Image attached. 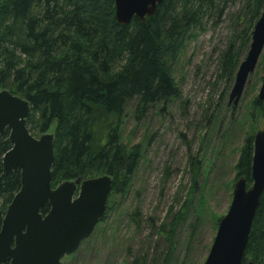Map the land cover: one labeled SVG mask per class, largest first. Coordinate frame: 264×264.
<instances>
[{"label":"trees","instance_id":"trees-1","mask_svg":"<svg viewBox=\"0 0 264 264\" xmlns=\"http://www.w3.org/2000/svg\"><path fill=\"white\" fill-rule=\"evenodd\" d=\"M263 11L264 0H164L145 22L134 17L124 26L115 18L114 0H1L0 88L29 101L32 134L56 124L52 186L103 173L113 177L110 195L126 192L142 156L140 144L129 148L120 138L128 103L136 101L139 119L147 108L181 97L172 69L194 31L203 30L207 15L236 24L219 59L220 77L230 87ZM254 106L264 107L258 98ZM102 119H107L108 139L95 150L91 129ZM11 146L7 130L0 135V228L21 187L20 171L3 170ZM253 152L254 136L248 135L236 166L237 177L245 176L248 186ZM49 208L46 204L42 213ZM185 215L179 212L177 222ZM249 257L264 262V194L244 260Z\"/></svg>","mask_w":264,"mask_h":264},{"label":"rangeland","instance_id":"rangeland-1","mask_svg":"<svg viewBox=\"0 0 264 264\" xmlns=\"http://www.w3.org/2000/svg\"><path fill=\"white\" fill-rule=\"evenodd\" d=\"M202 27L172 69L181 97L147 108L139 119L136 101L128 103L119 133L127 147L140 144L138 168L126 192L109 196L106 218L62 264H204L216 221L232 202L243 144L264 125V107L254 106L264 50L239 103L229 104L234 83L228 87L220 77L219 59L237 32L235 21L207 15ZM55 128L44 133L55 136ZM108 130L107 119L92 127L95 150L106 144ZM179 212L186 215L177 222Z\"/></svg>","mask_w":264,"mask_h":264},{"label":"water","instance_id":"water-1","mask_svg":"<svg viewBox=\"0 0 264 264\" xmlns=\"http://www.w3.org/2000/svg\"><path fill=\"white\" fill-rule=\"evenodd\" d=\"M163 1L114 0L115 18L124 26L134 17L145 22ZM263 50L264 11L237 69L229 104L239 103ZM258 99L264 102V76ZM29 112L27 99L0 88V135L9 130L12 144L3 156V170L21 174V187L8 205L0 228V264H62V258L75 253L105 217L113 177L78 178L53 187L55 136H34L27 125ZM251 175V186L245 176L237 179L229 210L219 221L204 264H261L244 257L264 194V125L254 137ZM46 204L50 208L43 214L41 209Z\"/></svg>","mask_w":264,"mask_h":264}]
</instances>
